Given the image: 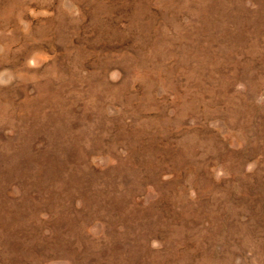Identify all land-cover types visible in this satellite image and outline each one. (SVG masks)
<instances>
[{
	"label": "rangeland",
	"instance_id": "374dc122",
	"mask_svg": "<svg viewBox=\"0 0 264 264\" xmlns=\"http://www.w3.org/2000/svg\"><path fill=\"white\" fill-rule=\"evenodd\" d=\"M0 264H264V0H0Z\"/></svg>",
	"mask_w": 264,
	"mask_h": 264
}]
</instances>
